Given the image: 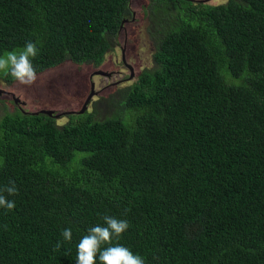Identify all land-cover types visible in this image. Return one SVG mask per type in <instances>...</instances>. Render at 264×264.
<instances>
[{
    "label": "trees",
    "instance_id": "obj_1",
    "mask_svg": "<svg viewBox=\"0 0 264 264\" xmlns=\"http://www.w3.org/2000/svg\"><path fill=\"white\" fill-rule=\"evenodd\" d=\"M145 13L153 66L93 112L0 116V195L15 203L0 207V264H76L104 216L129 227L95 264L117 245L144 264H264V0ZM132 16V0H0V57L32 42L35 73L98 65Z\"/></svg>",
    "mask_w": 264,
    "mask_h": 264
},
{
    "label": "rangeland",
    "instance_id": "obj_2",
    "mask_svg": "<svg viewBox=\"0 0 264 264\" xmlns=\"http://www.w3.org/2000/svg\"><path fill=\"white\" fill-rule=\"evenodd\" d=\"M148 1L132 0L134 16L123 24L118 44L107 52L100 64L66 61L36 73V80L31 85L21 84L16 79L12 82L0 79V116L18 108L29 112L46 109L58 114L57 121L62 124L68 121L69 113L83 108L91 92L94 94L86 112H93L100 99L135 82L143 69L153 66L156 42L149 33V21L145 13ZM198 1L209 4L225 2ZM2 73L4 71H0ZM98 105L101 111L107 110L105 104Z\"/></svg>",
    "mask_w": 264,
    "mask_h": 264
},
{
    "label": "clouds",
    "instance_id": "obj_3",
    "mask_svg": "<svg viewBox=\"0 0 264 264\" xmlns=\"http://www.w3.org/2000/svg\"><path fill=\"white\" fill-rule=\"evenodd\" d=\"M38 51L34 43L27 42L25 49L19 55L12 52L8 53L6 58L0 57V71H4L6 74L10 71V74L21 84L31 85L36 80V73L30 57H36ZM6 191L9 195L16 194L17 189L14 182L12 186L6 188ZM0 207L11 210L15 207V203L0 195ZM103 219L107 226L92 227L89 229V234L79 242L76 264H95L96 253L99 251L100 245L105 242L110 243L113 235L119 237L129 227L125 220H118L111 216H104ZM62 236L65 240L70 241L72 238L71 229H64ZM99 259L102 264H144L142 257L133 255L128 248L122 245L106 248L100 253Z\"/></svg>",
    "mask_w": 264,
    "mask_h": 264
},
{
    "label": "water",
    "instance_id": "obj_4",
    "mask_svg": "<svg viewBox=\"0 0 264 264\" xmlns=\"http://www.w3.org/2000/svg\"><path fill=\"white\" fill-rule=\"evenodd\" d=\"M94 92H91V94L88 96V98L86 99L85 101V104L83 106V108L78 111V113H83L87 107V105L89 104L90 100H91V97L93 96ZM18 102V100H16ZM34 113H46V114H49V115H52V116H56L57 118L59 117L58 114H56L53 110H40V111H35ZM68 113V112H67Z\"/></svg>",
    "mask_w": 264,
    "mask_h": 264
},
{
    "label": "flooded vegetation",
    "instance_id": "obj_5",
    "mask_svg": "<svg viewBox=\"0 0 264 264\" xmlns=\"http://www.w3.org/2000/svg\"><path fill=\"white\" fill-rule=\"evenodd\" d=\"M18 100V99H15V101ZM19 101V100H18ZM17 102V101H16Z\"/></svg>",
    "mask_w": 264,
    "mask_h": 264
}]
</instances>
